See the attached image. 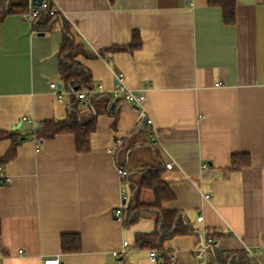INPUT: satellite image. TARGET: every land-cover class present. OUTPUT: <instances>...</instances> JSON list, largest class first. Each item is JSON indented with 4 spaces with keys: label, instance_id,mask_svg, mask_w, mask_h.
<instances>
[{
    "label": "crops",
    "instance_id": "crops-1",
    "mask_svg": "<svg viewBox=\"0 0 264 264\" xmlns=\"http://www.w3.org/2000/svg\"><path fill=\"white\" fill-rule=\"evenodd\" d=\"M53 2L93 56L74 61L104 91L76 100L62 88L60 23L48 33L31 31L19 15L0 23V133L9 135L0 159L15 144L0 163L10 178L0 184V264H157L133 247L137 235L154 232V219L125 227L122 217L129 205L153 203L140 187L149 171L174 194L162 209L180 212L193 230L167 242L172 264H218L215 253L219 262L235 253L252 259L247 251L264 264V0H235L230 26L207 0ZM133 33L139 50L107 52ZM115 76L144 94L154 143L136 107L112 100ZM53 82L61 85L55 92ZM71 113L80 125L94 121L87 152H76L70 133L35 137L43 122ZM233 154H248L250 166L224 172ZM118 207L122 221L113 218ZM72 234L81 251L65 254L61 236Z\"/></svg>",
    "mask_w": 264,
    "mask_h": 264
},
{
    "label": "trees",
    "instance_id": "trees-1",
    "mask_svg": "<svg viewBox=\"0 0 264 264\" xmlns=\"http://www.w3.org/2000/svg\"><path fill=\"white\" fill-rule=\"evenodd\" d=\"M208 7H216L222 11L223 25H233L235 22V0H207ZM49 8L46 11L40 12L36 18L29 22L31 31L33 32H50L51 27L55 22L60 23L62 31V43L59 50L60 64L59 74L62 80V88L68 89L75 95L82 87L86 88V98H92L96 94L93 93L94 88L90 82V75L87 71L74 61L77 56L85 58L93 57L87 51L83 43L76 42L73 36V30L70 23L59 15L58 12L49 15ZM28 11L27 0H0V23L7 15H19ZM141 46L140 40L136 33H133L132 40L124 46H114L107 50L111 52L137 51ZM93 105L97 106L99 99H91ZM113 109V108H112ZM115 116V115H114ZM94 130V121L89 124L80 125L77 122L75 114H68V118L59 122H43L34 132L38 139H53L58 134H73L74 146L77 153H84L89 150V136ZM9 135L0 133V139L6 138ZM15 144L11 145L8 153L0 159V163H5L14 156ZM231 163L228 169L224 172H240L242 169L249 167L251 157L248 154H233L231 155ZM141 182V188L151 190L153 192V203L146 205L132 206L129 205L122 213L123 225L125 227L138 221L140 218L151 217L155 221L154 232L151 234L137 235L135 237L133 247L138 250L154 251L157 255V264H171L169 260L170 253L167 251V242L174 237L188 236L193 233L190 226L186 224L180 212L173 210L167 211L162 209V204L171 202L174 199L173 192L170 191L165 181L161 178L159 171L147 172ZM61 251L65 254L79 253L80 237L78 235H62L60 239ZM218 253H215V261L218 264H254L252 259L243 256L242 254H232V257H226L219 262Z\"/></svg>",
    "mask_w": 264,
    "mask_h": 264
},
{
    "label": "built area",
    "instance_id": "built-area-1",
    "mask_svg": "<svg viewBox=\"0 0 264 264\" xmlns=\"http://www.w3.org/2000/svg\"><path fill=\"white\" fill-rule=\"evenodd\" d=\"M28 2V11L24 14H22V18L27 21L30 22L33 19L36 18V15H38L40 12L46 11L49 8V3H51V7L49 10V15L51 16V14L56 13L57 9L54 5L53 0H41V4L38 5H33L32 4V0H27ZM120 76H115L114 79V90L112 91V100H117L118 98L122 99L123 101H127L128 103L134 105L136 107L137 113L139 115L140 121L145 125L150 127L151 129V137L149 139V141L151 143H154L156 141V131L155 129H153L152 126V121L151 119H149L146 115L145 109H144V94L143 93H135L132 92L130 90H128L127 88H124L120 85ZM215 86H221L220 83H216ZM48 89H50L52 92L57 91V85L53 82L50 83L48 85ZM104 89L103 87H101L100 85L96 87L95 90H93V93H97V92H103ZM87 93H89V91L82 87V89L76 93L77 99L78 100H82L85 99ZM172 163L166 164L165 168L166 169H171ZM116 174H118L120 179H123L124 177H126V173L125 171L121 170V169H117ZM4 184V183H10V178L7 177L5 175L4 169L3 167L0 165V184ZM209 197V195H204L203 198L207 199ZM113 218L118 220V221H122V217H121V208L118 207L117 209H115V212L113 214ZM202 220V217L199 216L197 218V222H200ZM206 243H211V241L209 239L206 240ZM121 246H123V248L127 247V243L126 242H122ZM264 252V246H262L260 248V252ZM250 255V257H252V259L254 260L255 264H258L257 260L255 259V257L253 256V254L250 251H247ZM114 257H116L117 252H114L112 254ZM148 259L151 260L154 263H158L157 260V255L154 251H150L149 252V256ZM169 260L171 262V264L174 262V255H170ZM42 264H62L60 263L59 258H46L42 261ZM199 264H207L204 261L200 262Z\"/></svg>",
    "mask_w": 264,
    "mask_h": 264
},
{
    "label": "water",
    "instance_id": "water-1",
    "mask_svg": "<svg viewBox=\"0 0 264 264\" xmlns=\"http://www.w3.org/2000/svg\"><path fill=\"white\" fill-rule=\"evenodd\" d=\"M32 4L35 6L36 5L39 6L41 4V0H32ZM60 86H61L60 84H57V88H60Z\"/></svg>",
    "mask_w": 264,
    "mask_h": 264
}]
</instances>
